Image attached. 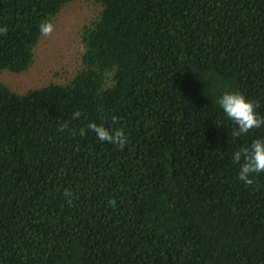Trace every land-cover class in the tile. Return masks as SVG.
<instances>
[{"label":"trees","instance_id":"obj_1","mask_svg":"<svg viewBox=\"0 0 264 264\" xmlns=\"http://www.w3.org/2000/svg\"><path fill=\"white\" fill-rule=\"evenodd\" d=\"M74 1L0 0V71H26ZM87 1L68 81L0 80V264H264V173L246 185L232 159L264 125L234 137L218 104L264 117V0Z\"/></svg>","mask_w":264,"mask_h":264},{"label":"rangeland","instance_id":"obj_2","mask_svg":"<svg viewBox=\"0 0 264 264\" xmlns=\"http://www.w3.org/2000/svg\"><path fill=\"white\" fill-rule=\"evenodd\" d=\"M98 9L87 0H76L63 7L52 21L51 34L40 37L31 66L21 73L1 70L0 80L18 93L68 81L80 66L83 50L80 31Z\"/></svg>","mask_w":264,"mask_h":264},{"label":"clouds","instance_id":"obj_3","mask_svg":"<svg viewBox=\"0 0 264 264\" xmlns=\"http://www.w3.org/2000/svg\"><path fill=\"white\" fill-rule=\"evenodd\" d=\"M53 31L51 23L44 22L40 25V32L42 35H50ZM7 28H0V34H6ZM220 108L223 110L225 116L232 121L236 128L233 130L234 137H240L247 134L253 128H259L264 125V117L257 115L256 108L260 105L256 102L247 100L240 92H225L218 100ZM80 112L73 113V119H77ZM113 124L116 118L113 117ZM67 125H61V131ZM88 129L91 130L96 137L102 141L117 146L121 150L127 144V137L119 128H108L104 124H96L89 122ZM80 134L84 135V129L80 130ZM233 163L239 165L237 179L246 185L254 183L255 176L264 173V140L255 139L249 146H243L236 150L232 156ZM71 203V200L68 201ZM114 204V201H109Z\"/></svg>","mask_w":264,"mask_h":264}]
</instances>
